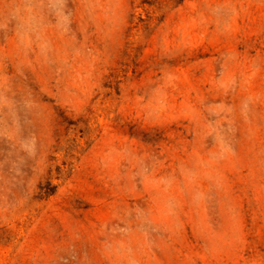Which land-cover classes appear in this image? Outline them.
Instances as JSON below:
<instances>
[{"label":"rangeland","instance_id":"1","mask_svg":"<svg viewBox=\"0 0 264 264\" xmlns=\"http://www.w3.org/2000/svg\"><path fill=\"white\" fill-rule=\"evenodd\" d=\"M0 264H264V0H0Z\"/></svg>","mask_w":264,"mask_h":264}]
</instances>
